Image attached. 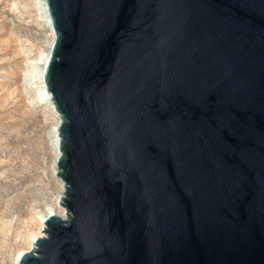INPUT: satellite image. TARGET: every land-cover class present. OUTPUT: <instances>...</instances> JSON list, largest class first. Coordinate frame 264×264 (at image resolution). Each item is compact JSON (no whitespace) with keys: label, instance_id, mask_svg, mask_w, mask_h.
Returning <instances> with one entry per match:
<instances>
[{"label":"water","instance_id":"water-1","mask_svg":"<svg viewBox=\"0 0 264 264\" xmlns=\"http://www.w3.org/2000/svg\"><path fill=\"white\" fill-rule=\"evenodd\" d=\"M65 216L18 264H264V0H45Z\"/></svg>","mask_w":264,"mask_h":264},{"label":"rangeland","instance_id":"rangeland-1","mask_svg":"<svg viewBox=\"0 0 264 264\" xmlns=\"http://www.w3.org/2000/svg\"><path fill=\"white\" fill-rule=\"evenodd\" d=\"M44 11L41 0H0V264H15L28 252L40 215L55 208L65 216L55 205L56 116L28 78L50 40Z\"/></svg>","mask_w":264,"mask_h":264},{"label":"bare ground","instance_id":"bare-ground-1","mask_svg":"<svg viewBox=\"0 0 264 264\" xmlns=\"http://www.w3.org/2000/svg\"><path fill=\"white\" fill-rule=\"evenodd\" d=\"M41 3H42V6H43V9L45 10L44 13H45V15L47 17L48 27H49V31H50V33H49L50 34V40H49L48 46H47L45 52L42 54V56L40 58H38L35 62H31L33 64H31L29 67H31L33 65H38L39 67H37L38 69H36V68L35 69H31L29 71L31 74H30V76L28 78L31 81H37L38 82V87H37L38 90L37 91H38V94H39V98L43 102H45L47 105H49L51 107L52 111L55 113V116H56V123H55V126L52 127V131H51V136H52L51 138H52V147L54 149L53 174L57 178L58 182L61 185L60 194H59V196L57 198V202H56L55 205L57 206V208L58 207L61 208V200H60V198H61V196L63 194L64 187H63V184L60 181V179L57 177V168H56V165H55L56 159H57V157L59 155V147H60L59 133H58V129H57L58 128V124H59V118H58L57 113L55 112L53 103L51 101V96L46 91L45 82H44V69H45L46 63H47V61L49 59V56H50V53H51V48H52L55 36H54L53 30H52V27H51V24H50L49 14H48L47 5H46L45 0H41ZM50 213H55V214H57L59 216H64V215H60L55 208H53L50 211ZM47 215H48V213L44 214V215L43 214L40 215V219L39 220H40L41 227H40L39 232L33 234L30 237V239H29V244H30V249L29 250L30 251H32L35 248V244H34L35 239L39 238V237H42L44 235L43 220L45 219V217ZM29 250H28V252H30ZM21 254H19L17 256V258L15 259V264H18V259H19Z\"/></svg>","mask_w":264,"mask_h":264}]
</instances>
